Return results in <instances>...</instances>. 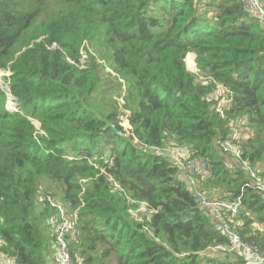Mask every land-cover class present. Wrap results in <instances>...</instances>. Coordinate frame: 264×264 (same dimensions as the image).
<instances>
[{
  "label": "trees",
  "instance_id": "1",
  "mask_svg": "<svg viewBox=\"0 0 264 264\" xmlns=\"http://www.w3.org/2000/svg\"><path fill=\"white\" fill-rule=\"evenodd\" d=\"M52 1L66 7L37 25ZM89 44L110 52L131 95L122 111L135 144L122 112L90 105L101 67ZM188 51L197 74L186 69ZM0 73L18 110L6 111L0 88L2 261L57 264L54 228L66 218L48 196L35 206L47 185L76 211L64 233L73 264H241L236 253L213 251L226 238L171 159L155 154L172 148L205 162L203 196L241 199L231 227L264 259V194L242 163L264 176V29L238 2L0 0ZM221 97L223 116L215 111ZM233 121L245 129L241 160L217 149ZM141 203L136 220L130 209Z\"/></svg>",
  "mask_w": 264,
  "mask_h": 264
},
{
  "label": "built area",
  "instance_id": "2",
  "mask_svg": "<svg viewBox=\"0 0 264 264\" xmlns=\"http://www.w3.org/2000/svg\"><path fill=\"white\" fill-rule=\"evenodd\" d=\"M238 2L244 10L249 14L254 16L260 25L264 29V6L263 0H235ZM81 62L86 59V56L81 51ZM218 95H214L216 99ZM227 107V102L224 97H221L219 104L215 106V111L223 116L224 110ZM9 112H16V106L9 104L7 107ZM241 139L240 132L232 125L230 129L229 136L224 140L219 142L218 149L222 154H226L231 158L241 160V149L238 146V142ZM180 160L174 156L173 164L179 169L183 174L189 188L193 189L194 192L200 196L199 207L204 210L211 222L214 224L217 231L222 233L227 240V245L221 248L214 249L213 251L221 250L228 251L231 253L238 254L241 259V264H262L264 259L258 254V250L255 247L250 246L248 243L243 242L238 234V232L231 227V223L234 222V218L238 215L241 199L235 198L234 200H217L215 198L205 197L198 190L199 180H204L206 177V164L202 159H191L186 158ZM243 163V168L247 174V181L253 186L256 193L264 194V176H261L257 171L250 168L246 163ZM197 177V178H195ZM50 202L49 199H47ZM60 211V207L57 204H52ZM145 207L144 203H141ZM63 218V214L61 213ZM66 224L68 221L65 219L62 223L58 224L54 228L55 240H56V263L57 264H73L69 253L67 251L66 242L64 240V233L66 229ZM236 225H241L242 221L238 220ZM2 247V241L0 240V248Z\"/></svg>",
  "mask_w": 264,
  "mask_h": 264
},
{
  "label": "rangeland",
  "instance_id": "3",
  "mask_svg": "<svg viewBox=\"0 0 264 264\" xmlns=\"http://www.w3.org/2000/svg\"><path fill=\"white\" fill-rule=\"evenodd\" d=\"M66 7L65 4L58 2V1H52L47 3L43 7V12L41 18L38 20L37 25H40L43 22L44 18H48L50 16L51 10L56 8H64ZM190 52V53H189ZM188 54H186L184 63L186 66V69L188 72H191L193 74H197L196 71V59L197 55L193 51H189ZM88 53L92 56L97 58L98 64L101 67L98 70V76H99V84H98V90L95 95H93V102L90 103V105H94L93 103H96L99 107H101L103 110H105V107L108 105H113L115 107V110L120 114L121 119V127H123L124 130V136L127 137V139L132 143L135 144V137L132 135L131 128L129 127L125 116L126 112L122 110H127L125 108V105L128 103L127 97H131V95L124 93L126 90H122L123 81L120 77L116 75L114 71H112L111 68V61H110V52L106 50L105 47H100L98 50V47L90 46L88 45ZM101 78V79H100ZM126 85V83L124 82ZM0 88L4 92V95L8 94V82L7 80L0 77ZM124 91V92H123ZM130 93V92H129ZM6 104H12V100L8 99L6 101ZM32 124L35 127H38L39 124L36 121H33ZM232 125L236 128L238 132H240V135L242 136L243 133H245V129L243 128L242 124L237 121H233ZM170 152L171 157L175 156L176 158L181 159V155H183V152L186 151L184 149H168ZM179 175L181 177H184L183 174L180 172ZM49 186L47 185H41L39 187L38 192V200L35 201V206L40 210L41 203L39 201V197H45L48 196L47 199L50 200L49 203L57 204L61 209L60 212L63 213L64 217L68 221V230L72 229L74 227V222L76 223V211H70L66 205L60 200L59 197H57L55 194H53L51 191L47 190ZM48 201V200H47ZM130 203V202H129ZM132 204V203H130ZM50 205V204H48ZM51 206V205H50ZM141 211L144 212L145 207L143 205H139L137 210L130 209V213L132 214V217L136 220H139L140 217L137 215V212ZM55 216H57L55 212ZM53 258V257H52ZM116 261L114 258H111L109 262L106 264H115ZM0 264H9L8 261H2L0 258ZM81 264V263H79Z\"/></svg>",
  "mask_w": 264,
  "mask_h": 264
},
{
  "label": "clouds",
  "instance_id": "4",
  "mask_svg": "<svg viewBox=\"0 0 264 264\" xmlns=\"http://www.w3.org/2000/svg\"><path fill=\"white\" fill-rule=\"evenodd\" d=\"M81 51L83 52V49H81L80 50V53H79V55H80V58H79V62H80V66L81 67H84V64H85V62L87 61V56L85 55V53H84V55L86 56V59L83 61V62H81ZM189 52V51H188ZM188 54V53H187ZM1 75H3V74H1L0 73V76ZM5 75H9V73L7 72ZM8 94L9 95H6V101H8V99H11L12 100V105H14V106H16V108H17V103H16V101H15V98L9 93V91H8ZM9 106V104H6V111L8 112V113H11V112H9L8 110H7V107ZM18 111V110H17ZM13 113V112H12ZM37 129H39V126L37 127ZM218 149V148H217ZM219 150V149H218ZM155 154H159V155H162V156H166V157H168V158H170L171 159V161L173 162V159H174V156H172L171 157V155H170V152L168 151V149H164V150H160V149H156V153ZM182 178H184V177H182ZM111 180V179H110Z\"/></svg>",
  "mask_w": 264,
  "mask_h": 264
},
{
  "label": "crops",
  "instance_id": "5",
  "mask_svg": "<svg viewBox=\"0 0 264 264\" xmlns=\"http://www.w3.org/2000/svg\"><path fill=\"white\" fill-rule=\"evenodd\" d=\"M236 161V160H235ZM232 163H235V162H232Z\"/></svg>",
  "mask_w": 264,
  "mask_h": 264
}]
</instances>
